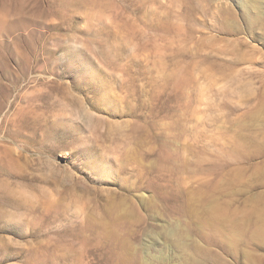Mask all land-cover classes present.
<instances>
[{
	"label": "rangeland",
	"instance_id": "374dc122",
	"mask_svg": "<svg viewBox=\"0 0 264 264\" xmlns=\"http://www.w3.org/2000/svg\"><path fill=\"white\" fill-rule=\"evenodd\" d=\"M249 4L0 0V264H264Z\"/></svg>",
	"mask_w": 264,
	"mask_h": 264
},
{
	"label": "bare ground",
	"instance_id": "6f19581e",
	"mask_svg": "<svg viewBox=\"0 0 264 264\" xmlns=\"http://www.w3.org/2000/svg\"><path fill=\"white\" fill-rule=\"evenodd\" d=\"M249 1V0H248ZM252 4V3H251ZM251 4H249V6L248 7H250V6H252V8L254 9V14L252 15V17H250V18H259V16H262L264 13H259V11L257 10V8L256 7H254V6H256V5H251ZM249 11V10H248ZM262 12H263V10H262ZM249 16H251V15H249ZM249 18V19H250ZM253 21V20H252ZM1 23V22H0ZM25 66V65H24ZM22 70V69H21ZM263 240H264V230H263Z\"/></svg>",
	"mask_w": 264,
	"mask_h": 264
}]
</instances>
